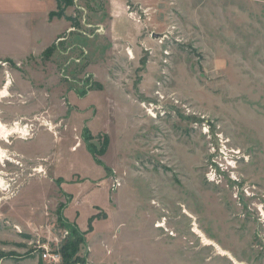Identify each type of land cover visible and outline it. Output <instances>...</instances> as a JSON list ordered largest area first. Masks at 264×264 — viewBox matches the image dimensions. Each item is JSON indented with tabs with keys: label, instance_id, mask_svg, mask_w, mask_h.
I'll return each mask as SVG.
<instances>
[{
	"label": "rangeland",
	"instance_id": "1",
	"mask_svg": "<svg viewBox=\"0 0 264 264\" xmlns=\"http://www.w3.org/2000/svg\"><path fill=\"white\" fill-rule=\"evenodd\" d=\"M120 2L0 59V264H264V0Z\"/></svg>",
	"mask_w": 264,
	"mask_h": 264
},
{
	"label": "crops",
	"instance_id": "2",
	"mask_svg": "<svg viewBox=\"0 0 264 264\" xmlns=\"http://www.w3.org/2000/svg\"><path fill=\"white\" fill-rule=\"evenodd\" d=\"M106 7L113 20L122 14L120 0H108ZM56 9V0H0V59L25 61L52 45L71 25L64 17L49 18ZM65 14L72 16V7Z\"/></svg>",
	"mask_w": 264,
	"mask_h": 264
},
{
	"label": "bare ground",
	"instance_id": "3",
	"mask_svg": "<svg viewBox=\"0 0 264 264\" xmlns=\"http://www.w3.org/2000/svg\"><path fill=\"white\" fill-rule=\"evenodd\" d=\"M128 53H130V55H131V50H128ZM5 78H6V81H5L6 84H4V86L2 88L0 87V101H1V99L10 96L9 87L12 84V77L8 73ZM148 113L152 117L154 116V114L152 112V109L148 110ZM43 125L46 126V127L48 126L50 130H53V126L51 124H49L48 122H43ZM28 131H29L28 130V125L27 124H22L20 121H18L16 123L14 121V123L11 124V125L5 124V123L0 121V137L5 142H9V138L12 137L13 135H16V134H18L20 138H25V136L27 134H29ZM6 161L9 162V161H14V160L8 154L7 150L3 149L0 146V163L4 164ZM15 163H17V161ZM35 170L37 171V173H40V172L43 171L42 167H38ZM1 175H3V174L1 173ZM7 183L8 182H6L5 179H3L0 176V190H2V191L6 190V188L9 186V184H7ZM194 231L196 233H198L202 237V239H203L205 244L213 245L217 249V251L220 253V255H226V256L229 255V257H230V253L228 251L222 249L212 239H209L208 237H206L202 232L199 231V229L196 226L194 227Z\"/></svg>",
	"mask_w": 264,
	"mask_h": 264
},
{
	"label": "trees",
	"instance_id": "4",
	"mask_svg": "<svg viewBox=\"0 0 264 264\" xmlns=\"http://www.w3.org/2000/svg\"><path fill=\"white\" fill-rule=\"evenodd\" d=\"M73 2H74L73 0H56L57 10L54 11V12H50V14H49L50 18H52V17H58V18L64 17L67 20H69L73 26L78 27L79 26V22H77L74 19V17L69 16V15L66 16V14H65L66 8L69 7V6H72ZM50 50H52V47L47 48L45 50V52H49ZM77 234H79V232ZM63 253H65V251ZM73 253H76V249H75V252H73ZM65 257H67V256H65ZM73 261L74 260L70 259V256H69V259L66 258V260H65V262H70V263H72Z\"/></svg>",
	"mask_w": 264,
	"mask_h": 264
},
{
	"label": "built area",
	"instance_id": "5",
	"mask_svg": "<svg viewBox=\"0 0 264 264\" xmlns=\"http://www.w3.org/2000/svg\"><path fill=\"white\" fill-rule=\"evenodd\" d=\"M75 2H78V0H74ZM128 9H130V6L128 7ZM131 14V13H130ZM74 28V27H73ZM73 28L72 29H70V30H73ZM69 30V31H70ZM61 40H63V38H60V39H58V41H61ZM128 54H130V53H128ZM119 182L117 181V183H115L114 185H113V187L114 186H119ZM45 250H46V248H45ZM48 254H50V252H48L47 250H46V252L43 254V256L44 257H46Z\"/></svg>",
	"mask_w": 264,
	"mask_h": 264
}]
</instances>
